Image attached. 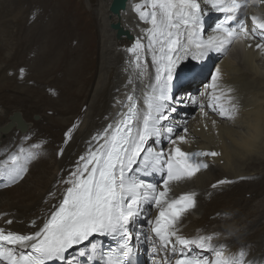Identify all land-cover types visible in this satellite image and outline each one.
I'll list each match as a JSON object with an SVG mask.
<instances>
[{"label":"bare ground","instance_id":"6f19581e","mask_svg":"<svg viewBox=\"0 0 264 264\" xmlns=\"http://www.w3.org/2000/svg\"><path fill=\"white\" fill-rule=\"evenodd\" d=\"M84 1L94 20L78 14V4L74 0H55L50 6L46 5L47 24L31 28L35 30V41L30 37H23L22 41L20 29L13 30L11 26L18 16L14 15L15 10L17 14L25 11L27 17L32 13L27 10L30 7L24 8L29 6L28 2L0 0V155L17 149L21 164L28 169L22 178L0 187V228L6 231L24 234L36 231L31 222L35 220L38 226L41 225L52 206L59 202L65 185L58 181L68 175L93 135L115 120L117 110L127 103V95L132 94L141 101L145 98L148 105L157 94L154 81L156 65L152 61L151 50L147 48L149 69L145 78L138 75L142 64L136 72L123 66L125 58L131 57L122 54L131 42L127 36L131 34L141 40L143 27L150 26L147 22H139L131 12L130 4L133 8L132 1L138 0H126L125 5L118 9L111 7L113 0ZM258 3L251 0V4ZM248 10L264 15V3L248 7ZM112 24H119L124 35L120 37ZM72 37L77 40L74 42L76 47L69 45ZM243 42L233 50L226 48L220 52L219 58L225 56L216 64L213 73L219 69L222 80L237 89L243 104L241 115L234 122H229L199 109L185 123L186 133L182 130L175 136L171 135L174 140L180 135L186 137V143L177 140L185 152H217L219 155H209L212 166L202 168L192 178L171 182L172 191L168 198L174 199L184 192L197 193L195 207L186 211L177 224L180 234L219 232L231 246L245 245L252 254L262 255L264 47L257 48L256 45L262 43L255 39H244ZM147 43L148 39L146 47ZM21 49L25 65L35 68L34 78L29 79V68L25 65L19 73L16 72V78L9 75ZM24 68L26 74L20 77L25 83L22 85L18 74ZM129 78L132 79L131 84L128 83ZM30 80L35 87L26 83ZM140 85L147 87L142 94H139ZM139 107L142 111L141 103ZM32 110L35 112L28 117ZM15 113L25 121V129L18 131L15 122L9 130H3ZM36 114L39 119H34ZM70 130L69 139L66 134ZM21 132L25 133L21 135ZM154 139L164 141L162 150L165 152L173 147L164 128H161L159 137H152ZM61 149L62 155L58 154ZM242 175L257 178L211 188L213 182L224 176L235 178ZM154 183L163 190L162 181ZM49 193H54L55 198ZM142 208L149 216L159 214V210L149 203L142 204ZM9 220L11 224L7 223Z\"/></svg>","mask_w":264,"mask_h":264},{"label":"snow or ice","instance_id":"6c2138e0","mask_svg":"<svg viewBox=\"0 0 264 264\" xmlns=\"http://www.w3.org/2000/svg\"><path fill=\"white\" fill-rule=\"evenodd\" d=\"M205 2L217 12L226 14H239L244 7L238 0ZM145 3L146 10L144 4L135 7L140 19L150 24L143 31L147 33V48L151 50L152 61L156 65L157 94L144 111L139 109L132 94L127 95L124 105L127 111L118 112L117 119L93 135L68 175L58 181L65 185L59 202L52 206L41 225L38 226L35 220L31 222L36 231L21 234L0 228V261L4 264H65L69 250L80 245H84L80 255L87 258L88 264H131L132 241L144 234L142 229L136 232L131 229L136 217L144 212V203L159 210L155 221L149 219L147 222L154 224L151 231L163 248L166 251L170 248L174 256L178 255L174 264H246L242 251L237 255L227 252L226 244L213 243L219 233L198 234L193 238L180 234L177 224L186 211L195 207L194 193L168 198L172 191L171 182L190 179L202 168L208 167L197 157L217 156L219 153L183 151L177 140L186 143V137L180 135L175 140L171 139L172 127L166 129L173 145L170 150L154 151L146 145L150 138L161 135V121L168 118L164 112L166 102L171 98V82L177 62L189 54L190 47L194 44L197 50L194 58H200L210 50H225L226 45L241 36L246 40L255 39L258 35L264 39V21L253 16L259 32H250L242 18L232 26H225L233 19L229 15L213 29L217 35L202 40L197 39L202 21L199 0H145ZM144 47L138 39L128 50L135 54L133 64L138 70L141 69L139 52ZM256 47L262 48L264 44H257ZM139 74L143 76V71ZM221 78L217 69L212 76L213 93L209 106L213 111L218 110L222 117L233 118L238 106L233 103L234 98L227 95L231 89L227 92L218 89ZM128 83H132L131 78ZM217 90L220 95L215 94ZM167 110L174 112L175 108ZM183 131L186 133L187 128ZM66 135L70 139L71 130ZM58 154L62 155L63 149ZM9 161L11 165L6 161L5 168L15 182L28 169L17 155L10 156ZM141 167L148 174L163 173L162 191L157 184L146 183L139 178ZM0 174H4V170H0ZM49 195L55 198L54 193ZM97 236L113 238L116 246L105 250L94 241ZM193 247L199 250L197 254H192ZM72 264H76L74 259Z\"/></svg>","mask_w":264,"mask_h":264},{"label":"rangeland","instance_id":"374dc122","mask_svg":"<svg viewBox=\"0 0 264 264\" xmlns=\"http://www.w3.org/2000/svg\"><path fill=\"white\" fill-rule=\"evenodd\" d=\"M28 3L27 4H29V6L28 7H24V8H29L30 7V9H27V10H30L29 12H31L32 11V13L29 15V17H27L28 16V14H25V11H24V13L23 14H17V11L15 10L14 11V15H18L15 19H14V22L12 23V29L13 30H15L17 27L20 29V31H21V33H22V38L24 37H30V38H32V40H34L35 41V36H33L34 34H35V28H37V27H39V26H41V25H43V24H45L46 22H47V20H48V15L46 14V9H47V6L49 5H51L52 3H53V1H55V0H26ZM33 1V2H32ZM36 1V2H35ZM40 1V2H39ZM58 1V0H57ZM75 1V3H77L78 4V8H79V13L78 14H81L82 13V15H84V16H86L87 17V19L88 20H94V17H93V14H92V12L89 10V6H85V1L84 0H74ZM81 2V3H80ZM32 3V4H31ZM40 3H41V5H40ZM36 4V5H35ZM32 5V6H31ZM35 5V6H34ZM47 5V6H46ZM242 5H244L246 8H248L247 7V5L246 4H244V3H242ZM18 6H20V4H18ZM25 6V5H24ZM40 6H41V8H40ZM84 6V7H83ZM39 8V9H38ZM82 9V10H81ZM88 9V10H87ZM34 11V12H33ZM36 12L38 13V14H36ZM48 12V11H47ZM19 15H20V17H19ZM19 17V18H18ZM23 17V18H22ZM71 17V16H70ZM30 20H29V19ZM31 19H32V21H31ZM36 19H38V20H36ZM69 19V18H68ZM5 20L7 21V18H5ZM27 20V21H26ZM28 20H29V22H28ZM40 20V21H39ZM46 20V21H45ZM77 20V19H76ZM24 21V22H23ZM37 21V22H36ZM70 21H71V19H70ZM31 22V23H30ZM21 23V24H20ZM25 23V24H24ZM35 24V26H33L34 24ZM89 23V22H88ZM47 24V23H46ZM18 25V26H17ZM26 25V26H25ZM28 25V26H27ZM30 25V26H29ZM15 28V29H14ZM31 28H34V29H31ZM29 31H34V32H29ZM27 32V35H32V36H27L25 33ZM25 34V35H24ZM75 36H78L77 34L75 35ZM24 38L22 39V41H24ZM73 38V39H72ZM72 38H70V41H69V45L70 46H72V47H76V45H77V43H74L75 41L77 42V40L74 38V37H72ZM97 40V39H96ZM73 43V44H72ZM72 44V45H71ZM34 47H35V45H34ZM25 48H28V45H26L25 46ZM23 50H24V48H22ZM22 49L20 50V52L21 53H19L17 56H19V57H17L16 59H14V61H13V66L11 67L12 69H11V72L9 73V75L10 76H15V78H16V72H18L19 73V69L20 68H23V66L25 65V62H24V58L22 59ZM32 52H34V54H35V50H33ZM237 56H240V55H237ZM241 56H242V54H241ZM243 57V56H242ZM246 57L244 56V58L243 59H245ZM243 59H242V61H243ZM25 67H28L29 68V72H30V78L29 79H31L32 77L34 78V76H35V68L33 69L32 67H31V65L29 64L28 66H26L25 65ZM26 74V68H24V70L21 72V74H18V78L19 79H21L20 77H22V76H24ZM15 80V79H14ZM34 81V80H33ZM19 82H21L22 83V85H24L25 83H23V81H22V79L19 81ZM46 83H49L48 81H45ZM27 84L29 83V85H32L33 87H35V84L34 83H32V81L30 80L29 82H26ZM45 83V84H46ZM45 84H43L42 85V88L44 87V85ZM53 87V86H52ZM29 96V95H28ZM35 112V110H32V111H29V113H28V117H31L32 116V114ZM196 115V114H195ZM36 118H38L39 119V115L38 114H36V115H34V119H36ZM18 130V129H17ZM165 134H166V130H165ZM144 213V212H143Z\"/></svg>","mask_w":264,"mask_h":264},{"label":"water","instance_id":"95a60500","mask_svg":"<svg viewBox=\"0 0 264 264\" xmlns=\"http://www.w3.org/2000/svg\"><path fill=\"white\" fill-rule=\"evenodd\" d=\"M125 1L126 0H113L112 3V8L113 9H118L119 7H122L123 5H125ZM113 26L118 30V35L121 37L124 35V31L122 30V28L119 26V24H113ZM17 122L18 124V128L23 130L26 127L25 121L20 117V114L15 113L13 114V116L11 117V122L6 125L5 127H3V130H9L10 127Z\"/></svg>","mask_w":264,"mask_h":264},{"label":"clouds","instance_id":"9594fccd","mask_svg":"<svg viewBox=\"0 0 264 264\" xmlns=\"http://www.w3.org/2000/svg\"><path fill=\"white\" fill-rule=\"evenodd\" d=\"M125 2H127V1H125ZM238 178H239V180H236L235 183L242 182V181H253V180H255L257 177L250 176V175H242V176L235 177V179H238ZM225 179H229V177L224 176L223 178H221V179L218 180V183H219L220 181H225ZM215 182H217V181H215ZM215 182H213V183H215ZM213 183H212V184H213ZM212 184H211V188H219L220 186L227 185V183H219V185H220L219 187H212ZM233 184H234V183H233ZM185 193H194V194H195V199L197 198V193H195V192H193V191L180 193L179 195H177V196L174 197V198H178L180 195L185 194ZM151 216H152V215H151ZM195 233H197V234H205V233H214V232L196 231ZM216 233H219V232H216ZM191 234H192V233H191ZM219 234H220V233H219ZM219 236L221 237V234H220Z\"/></svg>","mask_w":264,"mask_h":264}]
</instances>
